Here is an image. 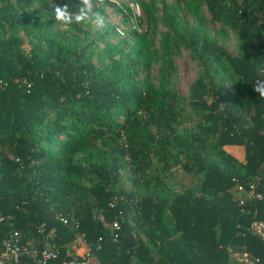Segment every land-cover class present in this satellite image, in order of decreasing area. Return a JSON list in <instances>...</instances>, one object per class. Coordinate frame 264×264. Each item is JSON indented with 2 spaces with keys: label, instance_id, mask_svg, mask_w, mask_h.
<instances>
[{
  "label": "trees",
  "instance_id": "16d2710c",
  "mask_svg": "<svg viewBox=\"0 0 264 264\" xmlns=\"http://www.w3.org/2000/svg\"><path fill=\"white\" fill-rule=\"evenodd\" d=\"M199 1L242 50L233 55L191 28L183 40L201 71L182 104L167 65L155 85L140 77L155 51L154 0L139 1L146 32L133 26L131 7L109 0H0V239L17 232L20 246H47L51 264L72 259L64 245L77 234L85 250L73 258L87 264H264V239L249 229L264 221V97L255 91L264 82V0ZM65 4L74 22L90 8L103 24L76 27L81 35L60 28L54 9ZM107 5L132 26L129 41L112 42L119 32L104 20ZM166 27L164 55L172 14ZM175 165L193 180L166 197ZM121 172L141 195L118 183ZM11 264L34 260L22 252Z\"/></svg>",
  "mask_w": 264,
  "mask_h": 264
},
{
  "label": "rangeland",
  "instance_id": "374dc122",
  "mask_svg": "<svg viewBox=\"0 0 264 264\" xmlns=\"http://www.w3.org/2000/svg\"><path fill=\"white\" fill-rule=\"evenodd\" d=\"M117 5L125 4L132 8L129 12L130 19L133 22V26L139 32H146L143 13L141 11L139 1L142 0H109ZM147 1V0H144ZM156 7V28L153 33H148V37L152 38V49L155 51L152 53V63L147 68L146 72L140 75V77L147 79L152 84H157L158 69L162 64L167 65L169 74V86L178 94L181 103H185L189 98L188 87L190 83L200 74V66L197 59L191 49L187 46V43L183 40V37L191 28H198L204 30L209 36L216 39L217 43L223 46L229 53L238 55L242 50V44L237 35L230 29L221 26L217 22H211L209 15L205 8L204 3L199 0H188L187 2H181L178 0H154ZM89 6V5H88ZM106 16L104 20L109 21L117 28L118 36L112 38V42L118 41L120 44L123 41H129L131 25L123 19L119 12H116L111 6H105ZM168 14H172L174 20L173 41L171 43V50L167 54H162L160 51L159 40L162 33L166 30V17ZM57 21V20H56ZM71 23H63L60 21L55 25L62 29L69 28L71 33L81 35L76 31V27H80L83 30L89 28V24L95 25L96 28L100 26L99 22L96 23L94 19L86 17L85 21L77 23L71 20ZM90 34H93L90 32ZM24 41V48H28V38L20 33ZM102 44L97 47L100 50ZM222 77L228 87L232 85V76L224 71ZM245 115H242V119H246ZM188 120H182L178 124L177 128L180 132H184L185 126ZM225 149L237 158H241L242 152L234 146L225 147ZM118 183L125 189H131L136 194L141 195V189L139 185H133L130 178L126 173L121 172ZM192 177L186 173L181 167L176 165L171 167V172L163 181L162 189L160 193L166 197H170L171 193L183 190L185 187L191 185ZM86 184L85 180L81 181ZM132 235L138 234L142 237L138 228L131 223ZM35 243L33 240L27 241V247L34 248ZM65 254L67 256L81 257L84 253L85 246L84 241L71 240L64 245ZM236 257H238L236 255ZM240 258V257H239ZM249 264L248 262H246Z\"/></svg>",
  "mask_w": 264,
  "mask_h": 264
},
{
  "label": "built area",
  "instance_id": "2783aa9c",
  "mask_svg": "<svg viewBox=\"0 0 264 264\" xmlns=\"http://www.w3.org/2000/svg\"><path fill=\"white\" fill-rule=\"evenodd\" d=\"M240 190L241 187L238 186ZM250 195V192H248ZM115 225V223L113 224ZM249 229L264 239V221H251L249 224ZM17 232H12L11 237H2L0 239V264H11L16 263L19 259V256L23 253H29V255L33 258L34 264H51V260H55L57 258L56 252L51 250V248L47 246H43L40 249L37 248H28L27 243L25 245L20 246L16 243ZM76 241H83L80 234L75 236ZM249 264H252L251 261H248ZM55 264H87L86 260H78L75 258L72 259H63L61 261H57Z\"/></svg>",
  "mask_w": 264,
  "mask_h": 264
},
{
  "label": "clouds",
  "instance_id": "9594fccd",
  "mask_svg": "<svg viewBox=\"0 0 264 264\" xmlns=\"http://www.w3.org/2000/svg\"><path fill=\"white\" fill-rule=\"evenodd\" d=\"M89 3H90V0H83V4L85 6H88ZM67 8H68L67 4H65L63 6L57 5L55 7L54 12H55L56 20L61 21L63 23H71L72 22L70 16L67 14ZM88 11H91V9L89 8ZM88 11H85V9H83V8L80 9V12L76 16V22L80 23V22L85 21L87 15H88ZM96 15L98 17V22L103 24V20H102V18H100V14L97 13ZM258 84L260 86L255 87V91L259 92L260 95L262 97H264V82H258Z\"/></svg>",
  "mask_w": 264,
  "mask_h": 264
}]
</instances>
